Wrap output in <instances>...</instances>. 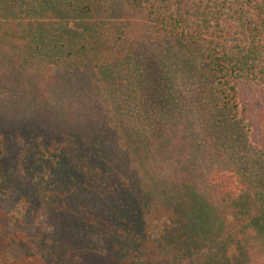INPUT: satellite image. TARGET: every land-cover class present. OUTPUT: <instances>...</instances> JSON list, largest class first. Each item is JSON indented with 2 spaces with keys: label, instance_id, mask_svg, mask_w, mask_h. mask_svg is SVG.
Returning a JSON list of instances; mask_svg holds the SVG:
<instances>
[{
  "label": "trees",
  "instance_id": "1",
  "mask_svg": "<svg viewBox=\"0 0 264 264\" xmlns=\"http://www.w3.org/2000/svg\"><path fill=\"white\" fill-rule=\"evenodd\" d=\"M139 22L180 47L186 60L173 74L152 80L135 72L137 40L128 34ZM4 66L29 73L40 98L75 77L73 69L93 66L102 85L112 82L107 105L114 98L121 110L128 102L118 94L127 87L139 104L145 84L180 104L177 74L188 73L197 86L194 119L203 114L214 145L237 167L229 175L237 183L226 186L221 209L194 183L163 175L159 162L155 169L157 145L148 135L138 139L112 115L94 125L72 110L38 128L42 139L30 157L0 153V200L11 195L20 209L46 202L53 219L47 233L3 241L0 264H70V250L83 257L74 264H89L99 256L97 241L111 253L93 264H215L235 229L250 227L264 242V0H0V77ZM19 168L16 180L7 175ZM227 208L237 222L227 221ZM158 210L181 217L151 238L147 223Z\"/></svg>",
  "mask_w": 264,
  "mask_h": 264
},
{
  "label": "rangeland",
  "instance_id": "2",
  "mask_svg": "<svg viewBox=\"0 0 264 264\" xmlns=\"http://www.w3.org/2000/svg\"><path fill=\"white\" fill-rule=\"evenodd\" d=\"M152 27L149 22L145 24L139 22L135 26L134 33L128 34V39L132 41L135 38L137 44L133 48L132 44H128V47L132 48L131 53L136 58L135 72L144 78L151 77L153 80V77H166L167 69H170L173 74L186 59L181 56L180 47L174 43L170 45L169 41L158 36ZM123 31L127 33L126 30ZM143 39L145 41H142ZM122 64L117 65L118 69L124 68ZM89 67L91 68L82 71L73 69L75 77L71 79L62 77L63 84L56 86V89L46 90V98H40L35 92L33 93L34 89L30 86L33 77H28L29 73L27 77H22L23 71L20 69L13 72L5 67L7 74L0 77V153L6 158L12 155L15 160L20 156L30 157L28 151H34L35 145H39L42 139L41 134L37 133L38 128L48 129L55 122L56 117L63 118L72 110L89 115L91 123L95 122L94 125L103 122L102 115H112L117 117L119 125L123 123L129 126V129H133L138 139L148 135L151 141L155 142L157 145L155 154L158 159L153 165L155 169L158 168L159 162L163 175L175 177L181 182L194 183L203 195L215 198L214 205L225 210L222 197L226 194V186L232 181L236 182V178H229V175L237 172V167L231 163L230 155L226 153L220 142L214 145L203 114L199 120L194 119L195 105L190 100L192 98L195 100L197 87L195 79L189 77L188 73L177 74L179 83V90L176 88L177 95L182 97L180 104L178 101L167 102L159 96V88H153L148 84L140 87L139 104L134 103L129 100L130 94L126 87L123 93L118 94L128 102L124 110H121V107L115 108L119 107V100L117 102L114 98H110L112 105H107L104 91L113 87L112 82L102 85L99 81L98 69ZM129 73L127 70V74L122 77H130ZM172 74H170L171 77H173ZM86 81L89 84L88 88ZM70 100L71 103H69ZM168 108L173 112L167 115ZM71 116L74 115L71 114ZM42 150L43 148L39 147L37 154ZM21 172V168L17 172L13 171L12 174L8 170L7 175L16 180ZM21 185L17 182L12 187ZM13 188H10V194L11 190L14 194ZM10 196L0 200V246L3 241H25L28 234L35 230L43 233L52 230L50 225L53 219L45 205L46 202L30 203L28 208L20 209L16 206L15 197ZM11 211H13L12 215ZM226 212L230 215L227 221L237 222L233 219L237 217L236 210L227 208ZM180 217V214L168 215L166 211L152 212L147 223L151 238L159 236L161 231L168 230L172 223L180 221ZM232 237L224 248L223 257L215 261V264H264V242L252 234L250 227L235 229ZM97 243L99 249L95 250V254L99 256L92 257L89 264H93L95 259L110 256L111 252L103 248L101 242L97 241ZM13 249L12 247L11 250ZM172 252L176 251L172 250ZM69 254L76 255L69 262L70 264L78 263L80 256L82 257L74 250H70Z\"/></svg>",
  "mask_w": 264,
  "mask_h": 264
}]
</instances>
